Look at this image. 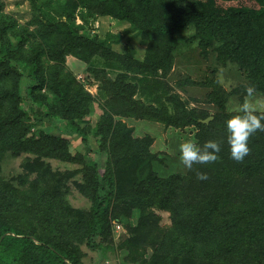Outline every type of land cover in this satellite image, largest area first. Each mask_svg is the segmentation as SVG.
<instances>
[{
  "label": "trees",
  "instance_id": "trees-1",
  "mask_svg": "<svg viewBox=\"0 0 264 264\" xmlns=\"http://www.w3.org/2000/svg\"><path fill=\"white\" fill-rule=\"evenodd\" d=\"M141 1V7L137 3L134 6L126 4L124 0H94V4L88 6L92 11H101L103 15L128 21L149 37L150 50L146 63H136L133 70L138 71L140 66H144L146 71L167 72L173 65V47L166 41L173 40L177 32L194 25L201 36L206 31L215 30L220 43L217 48L219 61L240 65L248 72L249 85L255 86L256 91L264 92V10L230 9L224 14H211L199 1L187 10H183L182 5L170 9L169 5L163 11V24H153L146 31L145 17L154 9L151 0ZM160 2L164 4L162 0ZM2 9L0 0V111L5 104L8 105L0 116V163L7 153L18 157L37 151V141L27 138L28 129L22 125L26 111L21 104L20 77H23V72H28L29 77L42 72L43 55L53 63L50 66L52 84H49V88L60 103V116L66 120V124H59L51 112L35 108L37 97L34 91H40L47 83L45 79L37 80L36 84L30 86L31 109L40 120L48 119L47 122L58 131L57 136L49 134L44 137H50L52 144L64 140L62 135H75L88 145L89 135L80 123L84 121L93 98L76 83L72 74H64L65 59L68 54L79 56L80 52L86 53L85 59H88L96 52L98 54L106 41L80 36L66 22H60L53 25L64 34L60 35L59 43L48 47L47 51L34 49L27 60L28 64L10 54L1 60L5 45L19 49L24 45L22 35L14 36L13 40L9 37L14 20L3 17ZM65 17L71 19V15ZM46 31L50 33L51 29ZM209 43H203L205 48ZM13 64L24 65L20 70ZM92 72L99 77L98 70ZM103 85V91H110L117 100L127 104L125 115L149 116L168 125L194 123L200 131L199 143L203 145L208 140H215L220 144L221 151L218 153L220 159L215 163L194 164L187 179L173 177L168 180L131 182L127 185L128 190L124 191L126 186L119 185L123 180L118 179L114 165L121 160L138 163L152 159L149 150L152 141L150 138L134 140L131 129L116 123L113 116L104 114L91 135L100 139L101 147L97 153L99 156L102 151L108 154L107 161L96 159L85 171L92 206L90 216L79 225L87 234L88 247L101 251L100 241L106 237L110 225L108 216L111 210L117 208L129 218H136L137 231L145 238L154 240V245L158 247L152 260L144 264H177L181 259L188 264H237L238 261L245 262L247 257L249 261L253 260L257 250L264 255V132H257L249 139L250 154L242 163H237L231 158L227 143L226 121L231 115H223L222 118L216 116L210 123L204 122L209 116L201 119L173 116L166 110L147 108L142 102L128 96L130 86L126 84L124 76L111 85L109 82ZM219 91H222V95H216V104L225 111L229 93L222 88ZM197 172L205 173L208 179H198ZM13 189L8 184L0 187V264H81L72 246L67 247L49 237L18 229L6 221L5 207H10L12 202L5 198V194ZM180 190L190 194L189 202L184 203ZM154 209L170 213V230L160 232ZM167 241L174 251V258L166 250Z\"/></svg>",
  "mask_w": 264,
  "mask_h": 264
},
{
  "label": "rangeland",
  "instance_id": "rangeland-1",
  "mask_svg": "<svg viewBox=\"0 0 264 264\" xmlns=\"http://www.w3.org/2000/svg\"><path fill=\"white\" fill-rule=\"evenodd\" d=\"M1 1V15L14 20L9 37L13 40L14 36L22 35L24 40L21 49L5 45L1 60L10 54L28 64L27 60L34 49L47 51L48 47L59 43L63 32L60 29L58 32L53 25L60 22H66L80 36L106 41L98 54L96 52L88 59H85L86 53L80 51L79 56L68 54L65 59L64 74H72L76 83L93 98L84 121L80 123L89 135L88 145L75 135H62L65 141L61 139L50 144V137L45 138L44 135H56L57 129L47 122L48 119L40 120L31 109L30 86L36 84L37 80L45 79L46 85L40 91H34L37 97L35 108L51 112L59 124H66V120L60 116V103L50 92V66L53 63L49 58L45 55L41 57L42 72L39 71L33 77L23 72V77H20L21 104L26 111L22 125L28 129L27 138L37 141V151L26 152L18 157L7 153L2 157L0 187L8 184L14 188L5 194V198L12 202L10 207H5L6 221L18 229L49 237L67 247L72 246L81 264L150 262L158 251L154 240L145 238L137 231L136 218H129L117 208L111 210L108 216L110 225L106 237L100 241L101 251H93L87 245V234L83 233L79 225L90 216L92 206L85 171L96 159L107 161L108 155L102 151L99 156L100 139L91 134L99 118L109 114L116 123L131 129L134 140L151 139L149 150L152 159L138 163L121 160L114 165L118 179L123 180L119 185L126 186L123 188L126 191L131 182L168 180L173 177L187 179L190 170L179 162V145L185 140H192L202 146L199 143L200 131L194 123L186 126L168 125L149 116L129 117L124 114L128 110L127 104L117 100L110 91H103V84L109 82L111 85L124 76L126 84L130 86L127 95L147 108L166 110L173 116L198 119L209 116L204 122L209 120L210 123L216 116L222 118L223 115L234 114L231 110L242 103L241 99L246 95V87L250 83L248 72L237 63L219 61L217 48L220 43L214 34L215 30L206 31L201 36L194 25H189L177 32L173 40L166 41L173 47L171 69L167 72L153 69L146 71L144 66H140L135 71L136 63H146L150 50L149 37L128 21L90 10L88 6L94 4V0ZM124 1L132 6L134 3L140 7L142 5L141 0ZM196 1L204 4L211 14H224L230 9L264 10V0H162L164 4L160 0H151L154 12L145 17L144 28L148 31L153 24H163V11L167 6L171 5L170 9H175L182 5L183 10H187ZM66 15H71V19ZM49 28L50 33L46 31ZM206 41L210 42L207 48L203 45ZM74 48L79 50L78 47ZM13 65L22 70L24 64ZM93 70L100 72L99 77L93 74ZM220 88L229 93L225 111L216 104V95H222ZM257 94L264 97V92L257 91ZM7 106L5 104L0 111V116ZM179 194L184 203L189 202L190 194L187 191L180 190ZM154 212L159 220L160 232L170 230V213L159 209H154ZM165 247L174 258L169 241L165 242ZM257 252L253 260L249 261L247 257L245 262L242 260L237 264H264V255L261 251ZM177 264L188 262L181 259Z\"/></svg>",
  "mask_w": 264,
  "mask_h": 264
},
{
  "label": "clouds",
  "instance_id": "clouds-1",
  "mask_svg": "<svg viewBox=\"0 0 264 264\" xmlns=\"http://www.w3.org/2000/svg\"><path fill=\"white\" fill-rule=\"evenodd\" d=\"M231 111L234 114L226 121L227 143L231 158L242 163L251 151L249 139L257 132H264V97L258 96L255 86L248 85L242 103ZM220 151V144L215 140H208L202 146L185 140L179 145V162L185 169L192 170L194 164L217 162ZM197 178L208 179L205 173L200 172H197Z\"/></svg>",
  "mask_w": 264,
  "mask_h": 264
},
{
  "label": "water",
  "instance_id": "water-1",
  "mask_svg": "<svg viewBox=\"0 0 264 264\" xmlns=\"http://www.w3.org/2000/svg\"><path fill=\"white\" fill-rule=\"evenodd\" d=\"M209 122V120H206V123H208Z\"/></svg>",
  "mask_w": 264,
  "mask_h": 264
}]
</instances>
